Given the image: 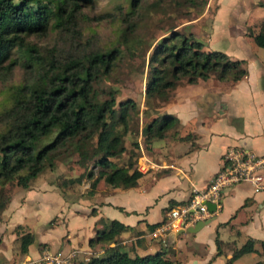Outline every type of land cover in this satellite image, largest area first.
<instances>
[{"label":"trees","instance_id":"1","mask_svg":"<svg viewBox=\"0 0 264 264\" xmlns=\"http://www.w3.org/2000/svg\"><path fill=\"white\" fill-rule=\"evenodd\" d=\"M93 1L0 0V74L7 79L13 67L23 68V75L8 83L0 105V218L11 199V185L28 188L40 172L55 167L61 154L74 155L81 171L70 181H81L85 176L90 180L89 192L99 182L130 185L140 174L136 166L138 153L128 151L124 138L139 104L131 96L118 99L116 86L105 88L100 83L111 76L140 23V11L147 5L172 6L177 14H189L206 0L119 1L105 12L89 15L83 7ZM105 19L116 28L115 37L106 41L98 36ZM167 30L146 58L142 113L153 115L141 125L144 143L164 137L178 122L174 113L158 109L170 87L181 78L197 82L214 76L235 81L247 72L244 58L232 57L222 49L205 48L191 30L175 28V21L168 24ZM50 32L53 36L49 43L30 39ZM249 34L257 45L264 46L263 31L250 30ZM132 144L139 146L136 139ZM124 154L126 157L119 160ZM125 228L127 225L112 218L96 229L88 242L104 243V248L79 264H173L165 246L138 254L120 248L118 243L109 245ZM19 239L20 250L27 252L34 233L27 230L20 233ZM216 241L218 245V235ZM254 243L255 239L248 237L233 249L226 263L254 250ZM260 244L264 249V239Z\"/></svg>","mask_w":264,"mask_h":264},{"label":"crops","instance_id":"2","mask_svg":"<svg viewBox=\"0 0 264 264\" xmlns=\"http://www.w3.org/2000/svg\"><path fill=\"white\" fill-rule=\"evenodd\" d=\"M255 2L264 8V0ZM257 17H262L263 21L264 13ZM260 25L264 27V21ZM240 35L244 39L247 34ZM259 46L240 40L235 54L227 52L232 57L245 59L247 72L235 81L211 76L181 85L178 81L172 86L161 112L177 116L178 131L173 129L148 143L138 137L141 153L136 166L140 174L130 185H99L92 194L80 199V203L71 202L69 215H84L90 219L87 228L76 234L68 227L66 215L61 239H67L70 248L67 251L55 249L75 252L65 264L79 263L90 254H99L104 243L91 245L88 240L112 218L127 228L109 245L118 243L120 248L138 254L165 246L176 264L175 256L181 257L184 264H232L234 259L226 263L227 259L248 237L255 239L254 250L264 254V249L256 245L264 239V189L256 190L248 181L225 187L220 206L214 207L209 221L197 230L179 231L171 240L167 235L150 236L151 230L167 217L170 206L185 201L195 189L211 181L223 163L226 146L242 145L264 154V49ZM188 131L195 133L192 139L180 138ZM216 235L220 240L218 245ZM33 241L32 249L28 245L26 257L32 253L31 258L35 260L44 249L55 251L48 245L38 249ZM45 241L49 239L39 236L37 242Z\"/></svg>","mask_w":264,"mask_h":264},{"label":"rangeland","instance_id":"3","mask_svg":"<svg viewBox=\"0 0 264 264\" xmlns=\"http://www.w3.org/2000/svg\"><path fill=\"white\" fill-rule=\"evenodd\" d=\"M119 1L128 4L129 0H94L92 3L85 5L83 11L89 15L105 12L112 4ZM255 1L206 0L203 6L201 5L199 9H192L189 14H177L174 11L175 7L153 5V3L147 5L143 11H140L142 17L140 16V23L135 29V34L129 37L128 45H125L123 48L122 55L111 76L100 83L101 87L105 88L109 84L116 86L115 93L118 99L131 96L139 104L138 114L130 119V131L124 138V143L128 147L129 152H137L138 155L141 153L140 147H135L132 141L136 139L139 143L138 137L141 139V125L152 114V112L146 115L142 113V109L145 107L146 58L155 41L163 34L168 33V24L175 21V28L185 32L191 30L196 38L203 41L205 48H217L235 54V49L240 40L243 42L248 41L251 44L254 43L249 34L250 30L264 32V27L260 25L264 20L261 21L263 18L257 17L264 13V8L261 5H256ZM99 29L100 33L98 36L104 41L107 38L113 39L116 35V28L109 19H105ZM239 32L247 34L244 36V39ZM52 36L53 33L50 32L42 37H34L32 35L30 39L37 40L39 43H49L52 40ZM134 36H136V39ZM259 47L264 49L263 46ZM129 48L132 51H129ZM14 55V52L11 53V56ZM143 61L144 65L142 66ZM22 75L23 68L19 65L12 68L7 79H4L5 77L0 74V105L3 103L6 95L5 89L8 83L18 80ZM185 81V78H181L177 84H184ZM171 89L172 87L168 90L167 97ZM167 97L161 100L158 112L163 110L161 106ZM178 126L179 124H176L168 131L173 129L178 131ZM186 133H189L185 137L186 139L193 138V131ZM141 141L143 140L141 139ZM124 157H126L125 154L119 160ZM80 171L81 168L75 162L74 155L61 154L57 159L55 167L52 169L46 168L40 172L35 182L28 188L11 185L13 190L11 199L2 209L0 218V264H33L32 253L26 257L25 253L27 252H22L19 248L20 233L27 230L34 233L35 238L33 242L37 244L36 247L38 249H41L45 245L54 250L61 248L67 251L70 248L67 239L63 241L61 239L64 229L62 224H65L66 215L68 227L71 231L76 232V234H79L80 230L82 231L87 228L90 219L89 216L69 215L67 213V210L72 205L71 202L76 201L80 203V199L89 196L91 193L89 192L90 180L85 176L81 181H70V177L79 174ZM99 185L107 187L110 184L99 182L96 188ZM39 193L42 195L41 197L38 196L40 195ZM9 205H12V207L9 208ZM18 223L21 226L17 227ZM39 236H45L49 241L39 243L37 242ZM256 245L261 246L259 242ZM127 248L129 249V247ZM30 249H32V244H30ZM175 258L178 264H184L181 262V257L179 259L175 256ZM263 259V253L251 250L234 259L232 264H254L255 261H260V264H264ZM75 264L79 263L76 262ZM173 264H176V261Z\"/></svg>","mask_w":264,"mask_h":264},{"label":"built area","instance_id":"4","mask_svg":"<svg viewBox=\"0 0 264 264\" xmlns=\"http://www.w3.org/2000/svg\"><path fill=\"white\" fill-rule=\"evenodd\" d=\"M223 158L221 167L207 185L195 189L185 201L169 207L167 217L151 230V237H166L170 231L210 217L220 206L223 189L236 182L248 181L254 189H264V154L234 144L226 146ZM208 201L215 204V209H209ZM74 253L44 249L33 264H65Z\"/></svg>","mask_w":264,"mask_h":264},{"label":"water","instance_id":"5","mask_svg":"<svg viewBox=\"0 0 264 264\" xmlns=\"http://www.w3.org/2000/svg\"><path fill=\"white\" fill-rule=\"evenodd\" d=\"M208 207L209 209L213 210L215 207V204L213 202H209L208 201ZM209 217L205 218V219H198L196 222H194L193 224H189L187 226H181L179 228H177L175 231H171L168 235H167V239L170 238L171 240V236L174 235V233H177L179 231H183V230H188V231H195L197 230L201 225H203L205 222L209 221Z\"/></svg>","mask_w":264,"mask_h":264}]
</instances>
